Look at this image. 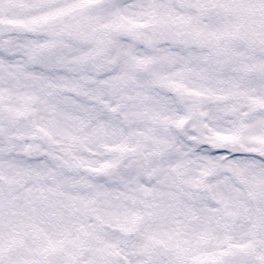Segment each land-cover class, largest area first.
<instances>
[{"label":"snow or ice","instance_id":"obj_1","mask_svg":"<svg viewBox=\"0 0 264 264\" xmlns=\"http://www.w3.org/2000/svg\"><path fill=\"white\" fill-rule=\"evenodd\" d=\"M0 264H264V0H0Z\"/></svg>","mask_w":264,"mask_h":264}]
</instances>
